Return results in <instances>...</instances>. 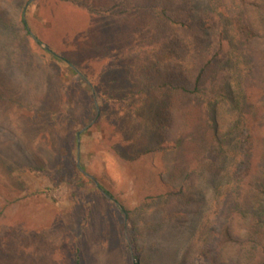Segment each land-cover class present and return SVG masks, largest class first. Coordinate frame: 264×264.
Returning a JSON list of instances; mask_svg holds the SVG:
<instances>
[{"label": "rangeland", "instance_id": "obj_1", "mask_svg": "<svg viewBox=\"0 0 264 264\" xmlns=\"http://www.w3.org/2000/svg\"><path fill=\"white\" fill-rule=\"evenodd\" d=\"M258 1L178 0L200 23L182 35L163 16L177 0H0V264H132L127 238L139 264H256ZM239 18L254 39H241ZM202 66L198 94L156 86L191 84ZM178 104L207 109L212 136L172 149ZM81 170L93 180L76 184Z\"/></svg>", "mask_w": 264, "mask_h": 264}, {"label": "trees", "instance_id": "obj_2", "mask_svg": "<svg viewBox=\"0 0 264 264\" xmlns=\"http://www.w3.org/2000/svg\"><path fill=\"white\" fill-rule=\"evenodd\" d=\"M182 3H184V0H182ZM259 8L262 11L263 17H264V0L258 1ZM187 11V5H180L177 2H167L166 8L163 11V16L167 19L168 24L170 27L175 28L178 30L182 35L188 34V33H197L200 29V23H190L186 21V18L184 14ZM23 23V29L26 31V33H29L27 30V25L25 24V21H22ZM236 30L238 34L240 35L241 39L245 42H248L256 37V33L248 26L247 23H245L242 19H236L235 20ZM263 27H264V18H263ZM163 51L165 53L170 52L169 47L163 46ZM50 54V51H48ZM52 55V54H51ZM52 58L55 60H59L60 58L58 56L52 55ZM210 63V60H208L204 65H208ZM206 66H202L199 70L198 75L192 80L191 84H177V83H170L167 80V77H160L158 82H156V86L159 88H170L173 90H176L182 94L186 95H194L200 93V81L202 78V74L205 73L204 68ZM73 71V70H72ZM170 115V114H169ZM169 123L171 128L173 129V137L168 138V145L171 146V148H177L181 147L183 149L186 148V143L190 140L192 134L195 131L201 130L200 133L202 136V139L208 138L212 136L213 132V125L214 120L211 118V116L208 114L207 109H201L199 107L190 105V106H183V105H177L175 106L170 115ZM252 131L249 132L248 138L252 142L254 141V137H252ZM255 136L256 134L253 133ZM193 142V141H192ZM194 143V142H193ZM192 149H195V143L192 145ZM76 177L74 178L75 183L78 185L83 184V181L86 180L85 175L80 173L79 171H75ZM261 191V192H260ZM259 192L264 196V190H260ZM104 194L108 197L110 196L108 192L104 191ZM262 226L264 227V218L261 221ZM220 242L221 243H229L232 241V236L230 234V231L227 227L223 228L220 233ZM126 245L128 248V253L130 254V261L132 264H139L138 263V256L135 252V247L131 239L127 238L125 240ZM261 258H259L256 261V264H264V245L263 248H261ZM75 254H78V250H76ZM75 264H79V261L77 259V256H75ZM214 264V263H211Z\"/></svg>", "mask_w": 264, "mask_h": 264}, {"label": "water", "instance_id": "obj_3", "mask_svg": "<svg viewBox=\"0 0 264 264\" xmlns=\"http://www.w3.org/2000/svg\"><path fill=\"white\" fill-rule=\"evenodd\" d=\"M46 49H47V48H46ZM78 135H79V133H78ZM78 135H77V138H78ZM78 142H79V139H78V141H77V144H78ZM81 172H83V170H81ZM83 174H85V173L83 172ZM85 176L88 177L89 179L93 180V178L87 176L86 174H85Z\"/></svg>", "mask_w": 264, "mask_h": 264}]
</instances>
